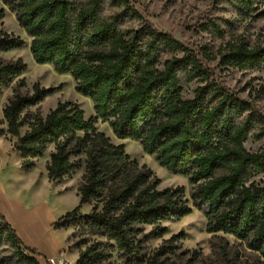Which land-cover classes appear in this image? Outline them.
<instances>
[{"label": "trees", "instance_id": "16d2710c", "mask_svg": "<svg viewBox=\"0 0 264 264\" xmlns=\"http://www.w3.org/2000/svg\"><path fill=\"white\" fill-rule=\"evenodd\" d=\"M242 16L255 17L264 0H227ZM31 37L37 63L71 74L76 90L90 97L96 115L85 117L77 103L59 102L45 117L29 108L55 92L35 83L23 91L28 66L1 53L25 41L0 30V95L13 85L3 109L7 132L21 154L22 168L36 166L50 145V181L61 183L82 166L79 205L60 217L55 228L80 233L71 244L77 264H192L181 251L183 235L164 239L151 252L149 237H161L163 223L191 212L184 187L160 188L161 180L132 160L124 144H115L96 127L107 122L118 138L140 141L145 152L174 174L188 177L191 199L207 217V231L232 234L264 257V185L251 179L264 173V149L245 147L264 138V115L220 85L197 53L171 34L156 30L130 0H3ZM5 10L0 8V20ZM204 29L224 32L215 20ZM168 57L163 60V57ZM220 63L242 69L264 68V45L238 44L220 55ZM201 82L192 98L184 87ZM28 126L22 134L21 129ZM5 134L0 129V136ZM75 157V158H74ZM95 201L85 214L82 206ZM99 203L101 207L99 208ZM151 231L146 233V227ZM152 234V235H149ZM10 243L18 258L39 264L38 251L25 245L0 213V245ZM30 251V252H28ZM226 264H232L227 260Z\"/></svg>", "mask_w": 264, "mask_h": 264}, {"label": "rangeland", "instance_id": "374dc122", "mask_svg": "<svg viewBox=\"0 0 264 264\" xmlns=\"http://www.w3.org/2000/svg\"><path fill=\"white\" fill-rule=\"evenodd\" d=\"M130 3L143 17L141 21H135L131 25L137 27L142 22H148L156 30L171 34L197 53L213 79L239 98L248 101L255 111L264 115V68L242 69L220 63L221 53L238 44L249 48L264 45V15L255 17L256 13H252L250 16H242L227 0H130ZM0 8L5 10V17L0 20V30L19 36L25 41L23 47L1 53L3 58H22L27 64L28 69L22 75L26 86L22 90L32 92L35 83L45 88H56L44 101L29 110L32 113L40 112L45 117L59 102L71 101L84 110L86 118L95 116L92 99L76 90L73 76L56 72L52 64L37 63L31 51L29 34L20 26L15 14L3 0H0ZM260 12H264V1L260 4L258 13ZM210 20L217 21L224 32L216 34L205 30L204 25ZM167 57L165 55L163 60ZM200 84L201 82L195 81L186 85L185 98H192L195 88ZM12 95L13 85L4 88L0 95V129L5 132L0 136V213L8 223V220L13 222L17 219L14 225L10 224L25 245L29 246L28 242L35 241L43 249L45 246L50 248L52 245L62 244L64 247L52 256L57 258L65 252L67 261L76 264L79 249L72 248L71 244L79 237V231L74 228H55L53 224L79 205V196L75 190L83 182L86 156H81V168L64 177L61 183H68L69 188L66 189L57 185V182L50 185L49 180L42 178V174L47 177V163L54 145H50L44 156L35 160L37 168L23 170L21 155L13 145L15 138L7 132L8 124L3 115V108ZM96 127L105 132L113 143L124 144L132 160L151 169L161 180L160 188L184 187L191 212L181 219L165 221L163 224L168 227V231L161 237L148 238V252L172 235H183L181 251L185 252L184 257L187 259L196 257L192 264H226L228 259L232 264H264V257L249 250L244 242L235 239L232 234H213L207 231V217L191 199L193 185L188 177L167 170L154 155L144 151L140 141L118 138L107 122L98 119ZM27 129L28 126H24L21 133ZM245 147L251 152L261 151L264 149V138L250 136ZM252 181L264 185V173L253 177ZM11 201L14 204L13 209L10 206ZM94 204L95 201H92L83 205V213L91 212ZM8 208L11 209L10 212ZM151 228L147 226L146 233ZM43 251L39 264H49L47 260L52 256H47L49 250ZM35 256L38 259L39 255ZM0 264L27 263L18 258L15 248L7 242L0 245Z\"/></svg>", "mask_w": 264, "mask_h": 264}, {"label": "crops", "instance_id": "0c3cea01", "mask_svg": "<svg viewBox=\"0 0 264 264\" xmlns=\"http://www.w3.org/2000/svg\"><path fill=\"white\" fill-rule=\"evenodd\" d=\"M32 40V39H31ZM8 102V101H7ZM5 107V106H4ZM4 109V108H3ZM3 115H4V113H3ZM16 152L17 153H19L17 150H16ZM19 155H21L20 153H19ZM22 164V163H21ZM34 168H37L36 166L34 167ZM33 168V169H34ZM24 170V169H23ZM32 170V169H31ZM42 178H44V179H47V180H49V184L50 185H52V184H56V183H54L53 181H50V179H49V177H48V174H47V177L45 176V175H43L42 174ZM57 185H59L60 187H63L64 189H66V188H69L68 186V183H66V182H64V183H58ZM61 185H63V186H61ZM76 192H77V195H78V187L76 188V190H75ZM79 196V195H78ZM79 201H80V196H79ZM86 205V204H85ZM10 206H11V208L13 209V207H14V204H13V202L11 201L10 202ZM8 211L10 212L11 211V209L10 208H8ZM82 212H83V206H82ZM55 218V217H54ZM53 218V219H54ZM9 219V218H8ZM15 219V218H14ZM16 220L17 219H15V220H13V222H11L10 220H8L10 223H15L16 222ZM14 225V224H13ZM28 245L30 246V247H32V248H34V249H36L39 253H40V255L38 256V261L40 262V259L42 258V254H44V249H47V250H49L48 252H49V254L47 255L48 257H50V256H52V255H54V254H56L57 253V251L58 250H60V249H62L64 246H62V244H57V245H52V246H50V248H47V246H45L43 249L41 248V247H39L37 244H36V242L34 241V242H28ZM67 245V244H66ZM42 253V254H41ZM53 257V256H52ZM77 260H78V256H77V259H76V264H77ZM47 262H48V260H47ZM69 264H71V263H69Z\"/></svg>", "mask_w": 264, "mask_h": 264}, {"label": "built area", "instance_id": "2783aa9c", "mask_svg": "<svg viewBox=\"0 0 264 264\" xmlns=\"http://www.w3.org/2000/svg\"><path fill=\"white\" fill-rule=\"evenodd\" d=\"M65 252H62L59 257H50L48 259L49 264H69L65 257Z\"/></svg>", "mask_w": 264, "mask_h": 264}]
</instances>
